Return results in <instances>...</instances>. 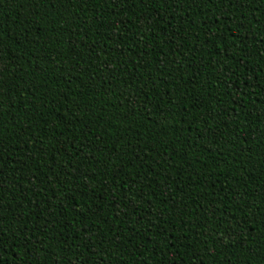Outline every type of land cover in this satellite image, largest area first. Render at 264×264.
Masks as SVG:
<instances>
[{"label":"trees","instance_id":"obj_1","mask_svg":"<svg viewBox=\"0 0 264 264\" xmlns=\"http://www.w3.org/2000/svg\"><path fill=\"white\" fill-rule=\"evenodd\" d=\"M0 264H264V0H0Z\"/></svg>","mask_w":264,"mask_h":264}]
</instances>
